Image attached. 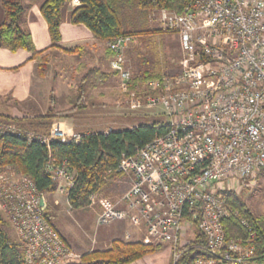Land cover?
Returning a JSON list of instances; mask_svg holds the SVG:
<instances>
[{"label": "built area", "instance_id": "1", "mask_svg": "<svg viewBox=\"0 0 264 264\" xmlns=\"http://www.w3.org/2000/svg\"><path fill=\"white\" fill-rule=\"evenodd\" d=\"M66 6L75 9L81 0ZM152 15L162 31L180 38L179 72L146 81L127 103L131 110L161 106L168 123L157 126L166 131L121 156L113 173L130 186L118 201L89 197L88 206L99 208L95 224L127 221L144 232L145 243L168 246L173 264L188 250L196 254L193 264H264L257 233L229 204L264 172V0H189L179 14ZM134 42L123 36L107 43L112 70L126 80L124 50ZM20 132L0 124V135ZM50 137L65 143L81 135L68 138L55 125ZM46 172L67 199L75 175L66 161H49ZM0 214L23 245V264L80 259L46 216L34 183L9 167L0 169ZM228 220L242 232L227 236Z\"/></svg>", "mask_w": 264, "mask_h": 264}, {"label": "trees", "instance_id": "2", "mask_svg": "<svg viewBox=\"0 0 264 264\" xmlns=\"http://www.w3.org/2000/svg\"><path fill=\"white\" fill-rule=\"evenodd\" d=\"M68 1L45 0L40 7V13L48 27L50 49L59 48L62 13ZM188 4L189 0H81V6L71 11L69 19L71 24L85 26L97 41L107 44L118 37H137L156 33V31L125 30L120 18L128 5L136 6L148 18L149 13L162 9L179 14ZM1 5L4 19L0 24V48L10 52L24 50L30 53L31 59L38 63V76L44 77L51 57L44 55L45 50L36 51L30 34L21 27L24 12L21 2L2 0ZM77 50V48L64 49L63 52L74 54ZM160 77L158 74L152 76L148 74L143 79L131 80L128 90H133L138 81L144 83ZM106 78L107 73L96 68L88 69L78 83L76 92L71 91L67 96L71 106L70 111L101 106V104H93L94 98L89 96V93L105 82ZM52 103H54L53 98ZM59 118L62 117L58 116V112L53 114L51 109H48L45 115L33 118H11L0 115V122L14 124L21 131L19 136L0 135V169L9 167L16 173L27 176L34 183L38 193L45 196L54 194L58 187L46 172L47 163L66 161L68 169L75 175V184L67 195L68 205L73 210L85 209L89 197L92 194H100L107 179L118 178L113 171L123 154H133L137 148L166 131L164 127L157 126L158 122L151 121L124 130L81 135L79 142L70 140L62 143L59 138L50 137L52 125ZM27 134H32L36 138H46L48 143L41 144L36 139L28 141ZM229 204L247 219L259 238L258 250L264 252V220L254 217L239 197H230ZM5 225L0 215V264H23V245L10 237ZM224 228L229 237L242 232L240 226L231 220L224 223ZM160 249L159 245L124 243L115 240L109 250L92 251L82 255L79 264H131L147 255L158 253ZM195 256L193 251L188 250L175 264H193Z\"/></svg>", "mask_w": 264, "mask_h": 264}, {"label": "rangeland", "instance_id": "3", "mask_svg": "<svg viewBox=\"0 0 264 264\" xmlns=\"http://www.w3.org/2000/svg\"><path fill=\"white\" fill-rule=\"evenodd\" d=\"M123 11L124 12L121 13L120 21L125 30L156 31V33L135 37V42L129 44L124 50V71L128 74L129 81L123 79L120 73L112 70L111 62L113 61L114 56L106 45V51L108 50L110 52L109 55V52L107 51L110 57V73L107 74L105 82L99 84L89 93V95L92 93L94 97H96L98 93L106 94H103L105 98L98 96V98H94V101L100 103L101 106L84 108L81 111H75L70 114L71 106L68 104V93L66 98H64L66 86L70 87L68 92H76L77 85L81 81L82 76L90 68L83 66L82 70L80 69L77 73L79 76L77 75L75 79L72 78L74 77L72 74L65 75L63 73L59 75L61 77V92L63 93L59 96L57 101L53 97L54 103L52 104H55V107L51 109L52 113L55 114L58 112V116L62 117L59 118L62 122L66 120L65 122H68L70 126L72 124V128H79V131L80 127L82 130L84 127L88 126L87 128H90V126L99 123H102L103 125L102 128L95 127L94 129L93 127V130L96 132H99V130L107 131L106 129L108 128L112 130H124L132 128L134 125L150 123L151 121L168 123L164 109L161 106L143 107L139 110L130 109L129 104L127 103L129 92L133 90L141 91L145 82L140 83L138 81V83L134 85L133 90L129 91L128 89L130 85L129 83L138 78L143 79V77L148 74L151 76L158 74L161 77L175 76L179 72V63L182 58L180 38L176 33L172 32L163 33V31L162 33H157V31L162 30L152 13H149L147 18L144 16V13L134 5H128ZM48 69L49 66H47L46 72ZM85 105L87 104L85 103ZM56 122H58V120ZM0 124L6 123L0 122ZM9 124L15 126L11 123H7L6 125ZM105 124H108L107 127L104 126ZM121 179L123 178L107 179L100 195L106 198L115 199L122 194L128 186L123 184V182L119 183V180ZM251 186L252 187L243 190L238 197L254 217L264 220V172L253 181V185ZM42 196L45 198L44 204L46 216L50 218V221L59 234H63L64 238L67 240L68 246L70 245L69 247L77 252L80 250H87L88 253L92 252H89L90 248L87 249L86 245H89L90 247L93 246L94 235L97 231L101 230V228L97 227L95 224L99 212L98 206H87L85 209L73 210L69 207L66 197L60 193ZM0 215L5 223L8 224L6 216L4 214ZM5 228L9 232L8 225H5ZM59 229L61 230V233ZM137 230L142 231L140 228H137ZM11 238L13 240L15 239L13 231L11 233ZM147 244L153 246L159 245L156 243ZM159 246L161 247L160 251L166 247V245ZM74 250L72 251L80 256L81 259L82 255H79ZM80 259L69 264H79Z\"/></svg>", "mask_w": 264, "mask_h": 264}, {"label": "crops", "instance_id": "4", "mask_svg": "<svg viewBox=\"0 0 264 264\" xmlns=\"http://www.w3.org/2000/svg\"><path fill=\"white\" fill-rule=\"evenodd\" d=\"M19 1L24 8L21 18V27L30 34L35 50H45L44 55H49L51 61L49 62V69L47 70L46 75L44 77H39L37 72L38 63L36 60L31 59L30 53L24 50L10 52L7 49L0 48V115L11 118H33L35 116L45 115L48 109H53V107H55V104H52V98L54 97L57 101L59 96L63 93L61 92V77L59 75L63 73L65 75L72 74L74 76L72 78L75 79L78 75V71L80 69L82 70L83 66L87 68H96L103 73L109 74L110 57L106 51L107 44L97 41L85 26L70 23V13L73 9H70L67 6L64 7L62 13V21L60 24L61 40L58 46L59 48L50 49L51 42L48 34V27L40 13V7L45 0ZM1 2L2 0H0V24L4 19V10ZM74 48L78 49L74 54H65L63 52L64 49ZM69 88V86H66L64 98H66L67 93L68 95L71 93V91L68 92ZM103 94L104 93H98L97 96L105 98L104 95L106 94ZM89 96L98 98L97 96L94 97L92 93ZM93 104L100 103L94 101ZM72 113H74V111L70 114ZM56 121L53 125H59L63 131L66 130L64 132L68 135V138L72 135L98 133L93 130V127L94 129L95 127L102 128L103 125L102 123L94 124L90 126V128H87V126L82 128V130L80 127L79 131V128H72V124L70 126L68 122H65L66 120L62 122L58 119V122ZM107 125L108 124H105L104 126L107 127ZM14 127L17 128V126ZM106 130L110 131L112 129L108 128ZM107 131L99 130L100 133ZM122 182L129 188V179L123 178L119 180V183ZM124 192H122V194ZM55 193L58 192L56 191ZM122 194L111 200L118 201ZM6 225L9 227V232L6 231L8 234L10 233L9 235L11 237L13 229L9 223ZM99 228H101V230L97 231L94 235L93 246L90 247L85 244L87 249L90 248L89 252L109 250L111 243L115 240L124 243H145L144 232L138 231L137 228L132 227L127 221L117 222L110 226ZM59 231L61 233L60 229ZM126 234L131 235L130 241L125 242L124 239ZM61 235L67 243V240L62 233ZM15 239H17L16 235ZM72 250L74 249L72 248ZM74 251L77 252L76 250ZM77 253L79 255H84L87 254L88 251L80 250ZM131 264H172L171 249L166 246L160 252L147 255Z\"/></svg>", "mask_w": 264, "mask_h": 264}, {"label": "water", "instance_id": "5", "mask_svg": "<svg viewBox=\"0 0 264 264\" xmlns=\"http://www.w3.org/2000/svg\"><path fill=\"white\" fill-rule=\"evenodd\" d=\"M41 205H42V203H41Z\"/></svg>", "mask_w": 264, "mask_h": 264}]
</instances>
